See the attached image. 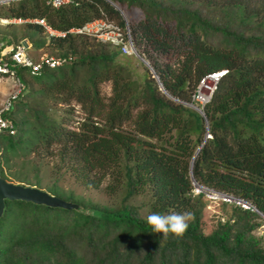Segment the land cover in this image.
<instances>
[{"label": "trees", "instance_id": "16d2710c", "mask_svg": "<svg viewBox=\"0 0 264 264\" xmlns=\"http://www.w3.org/2000/svg\"><path fill=\"white\" fill-rule=\"evenodd\" d=\"M110 1L122 10L135 50L172 98L198 105L192 98L198 80L210 72L226 73L200 115L162 92L145 66L136 75L137 59L118 46L85 35L51 36L24 22L13 43L25 38L69 59L34 75L16 69L17 76L26 72V85L4 113L15 134H0L1 144L6 141L0 146V176L77 208L4 200L0 264H264V232L257 234L264 218L219 202L215 223L205 233L201 215L207 200L193 194L189 175L190 160L204 140L191 165L194 181L247 201L264 215V0ZM102 14L124 27L104 0L57 8L44 0L0 5V17L43 18L57 31ZM104 82L110 85L108 96L100 91ZM49 101L61 108H51ZM72 102L81 120L68 128ZM19 148L55 155L85 189L105 182L102 190L112 203L63 190L58 177L41 187L37 173L30 179L10 170L9 159ZM136 197L142 204L132 203ZM185 211L194 220L181 239L164 240L147 224L152 213Z\"/></svg>", "mask_w": 264, "mask_h": 264}, {"label": "built area", "instance_id": "2783aa9c", "mask_svg": "<svg viewBox=\"0 0 264 264\" xmlns=\"http://www.w3.org/2000/svg\"><path fill=\"white\" fill-rule=\"evenodd\" d=\"M13 1L16 0H0V5ZM78 1L80 0H44V3L53 8H57L64 4H75ZM0 22L3 24L32 22L40 25L43 31L51 36L63 37L67 33L85 35L90 38H95L102 43L118 46L120 52L124 55H137L128 27L125 25L121 28L114 21L107 19L104 14H102L100 18L92 19L79 27H72L66 31L52 29L43 18H0ZM22 40L23 39L19 40L17 43H5L0 40V77L4 75L6 77L3 78H11L16 82L15 87H17L9 93L0 106V134L6 132L9 135H13L15 133L13 122L9 118L4 117V113L11 108L13 100L17 97L22 88V84L16 74V69L18 67L25 68L30 75H34L38 73L43 66L53 68L69 59L46 53H42L36 59H32L26 52V49L30 47L29 41L24 38L27 43L23 45L21 42ZM225 72L226 70L210 72L203 75L198 80L196 89L192 95V98L198 103V106L202 108V106L209 101L217 82ZM205 135L206 137L210 136L208 133ZM192 192L195 195L202 193L204 198L209 201L216 203L232 202L244 209L254 210V207L246 201L231 197L223 192L215 191L202 185L193 184Z\"/></svg>", "mask_w": 264, "mask_h": 264}, {"label": "rangeland", "instance_id": "374dc122", "mask_svg": "<svg viewBox=\"0 0 264 264\" xmlns=\"http://www.w3.org/2000/svg\"><path fill=\"white\" fill-rule=\"evenodd\" d=\"M0 18L4 19V17H0ZM23 25L24 23L3 24L0 22V40L5 43H13V40L20 38V31ZM14 33L17 35L16 39H13ZM26 52L32 59H36L42 53L55 55L54 51H52L49 47H36V45L33 42L30 44V47L26 49ZM135 58L137 59V61H135L133 64L134 73L136 75H140L143 69L142 67L144 65L137 57ZM25 76H27L26 72H23V75H18L19 81L23 85V87H25L26 85ZM3 77L6 76L3 75L0 77V106L4 101V99L9 95V93L17 88L15 87L16 82H14L11 78L9 77L3 78ZM29 82L31 83L30 85L33 88H36L35 83L31 81ZM100 91L103 96H108L110 94L109 83L108 82L102 83L100 85ZM49 104H51L50 105L51 108L52 107L55 109L61 108L60 104H53L50 101ZM72 104L74 105L73 106L74 110L67 118L68 128H75L77 126V122L81 120V112L79 111L78 106L73 102ZM4 144H6V141H3V145ZM3 145L1 144V138H0V146ZM54 147L55 146H52V148ZM25 152L26 151L23 152L22 149L19 148L16 150V154L10 157L9 159L10 170L19 169L21 173L26 174V176L30 179H32L31 177L33 176V173H37L41 179V183H40L41 187H44L46 184H49L50 181L52 182L55 177H58L56 179V184L63 190H72L75 195H79L83 197L85 200L88 199L92 202H97L100 204H107V205L112 203V200L102 190V187L104 186L105 182H103L97 189H85L77 183V181L74 179V177L71 175L70 172L64 171V169L60 167V164H58V159L55 155L48 154V152H46L44 149L41 148L38 149V152L36 153L30 152L26 154ZM21 160H25L27 162L22 166ZM5 170L7 171V169ZM141 201H143L142 197H136L135 199L132 200V203L138 206L142 204ZM139 211L141 215L146 214L145 207H142ZM218 212H219L218 203L207 200L205 207L202 209V215H201L202 229L205 233L209 232L212 229ZM263 232H264V224H262L258 228L257 234Z\"/></svg>", "mask_w": 264, "mask_h": 264}, {"label": "water", "instance_id": "95a60500", "mask_svg": "<svg viewBox=\"0 0 264 264\" xmlns=\"http://www.w3.org/2000/svg\"><path fill=\"white\" fill-rule=\"evenodd\" d=\"M105 2H107L109 5H111L115 10L118 11V13L120 14V16L122 17V19L124 21H126L125 16L122 12V10L112 1L110 0H104ZM23 45H26V41L23 39L22 41ZM137 58L141 61V63L153 74V77L155 78V81L157 82L159 89L164 92L166 94V92L164 91L162 85L159 83L157 77L155 76L153 70L151 69V67L149 66L148 62L141 56H137ZM168 97H170L171 99L178 101L174 98H172L171 96H169L168 94H166ZM180 103H183L187 106L192 107L194 110H196L200 115H203L202 109L200 106H196L192 103H185V102H181L178 101ZM205 128H207V122L205 120ZM204 142V140H202V142L200 143V145L197 147V149L194 152L193 157L190 160V164H189V175L190 178L193 182V184H197L199 185L197 182L194 181L192 175H191V165H192V161L194 156L197 154L199 148L201 147L202 143ZM4 200H8V201H13V200H21V201H26V202H31L34 204H43L49 207H60L63 209H75L77 208V204L69 202V201H65L57 196L54 195H50L47 192L38 189L36 187L33 186H28V185H21V184H16L13 182H9L5 179H3L0 176V215L2 214L3 208H4ZM256 212L262 217L264 218V215H262L257 209Z\"/></svg>", "mask_w": 264, "mask_h": 264}, {"label": "clouds", "instance_id": "9594fccd", "mask_svg": "<svg viewBox=\"0 0 264 264\" xmlns=\"http://www.w3.org/2000/svg\"><path fill=\"white\" fill-rule=\"evenodd\" d=\"M124 22H125V25L127 26L126 21H124ZM128 31H129V29H128ZM136 53H137V51H136ZM138 55L139 54L137 53V55L135 57H137ZM139 56H141V55H139ZM223 70H225V69H223ZM216 72H219V71H216ZM196 106H198V105H196ZM254 211H256L255 208H254ZM146 219H147V224L152 229V233L162 235L164 240L169 239L170 236L172 238L181 239L186 234V232L189 228L190 222L194 220V214L191 212H188V211H185L182 213L173 212V213L167 214V215H161L159 213H152V214L148 215Z\"/></svg>", "mask_w": 264, "mask_h": 264}]
</instances>
